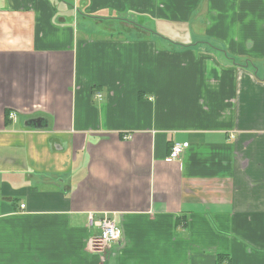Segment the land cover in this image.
<instances>
[{
    "label": "crops",
    "instance_id": "1",
    "mask_svg": "<svg viewBox=\"0 0 264 264\" xmlns=\"http://www.w3.org/2000/svg\"><path fill=\"white\" fill-rule=\"evenodd\" d=\"M0 264H264V0H0Z\"/></svg>",
    "mask_w": 264,
    "mask_h": 264
},
{
    "label": "rangeland",
    "instance_id": "2",
    "mask_svg": "<svg viewBox=\"0 0 264 264\" xmlns=\"http://www.w3.org/2000/svg\"><path fill=\"white\" fill-rule=\"evenodd\" d=\"M85 16H87V14H85ZM113 16L114 18L118 17L116 14H114ZM122 18H124L125 20L106 19V21L103 23H98L96 22L97 20L81 19L79 22V26L84 28L91 27L92 31H95L97 30V28H100V26H103L105 28L113 30V32H117L119 30L125 33H127L125 30H129L131 26L135 28L134 30L140 29L142 31L145 29L153 30L156 27L158 31L157 33L155 31V34L151 38L157 41V44L159 45H161V43L164 45H168L169 43V44H173L174 46L176 45L178 46L179 42L182 44H186V42H190V37L187 35V30L189 28H193L191 23L190 25L180 22L170 23L169 21H163L152 18L149 15H140L134 11L131 13V15L129 14L122 15ZM31 171L36 172L33 169H31ZM96 244L103 245L102 243H96Z\"/></svg>",
    "mask_w": 264,
    "mask_h": 264
},
{
    "label": "built area",
    "instance_id": "3",
    "mask_svg": "<svg viewBox=\"0 0 264 264\" xmlns=\"http://www.w3.org/2000/svg\"><path fill=\"white\" fill-rule=\"evenodd\" d=\"M101 96L102 95L98 93V97L101 98ZM10 116L12 118H16V114L14 113H11ZM188 146V142L174 143L169 153V160L180 158ZM21 207L24 208L25 205L22 204ZM89 224L91 226L95 225L99 228L98 236L94 237L93 239L94 243L111 244L119 243L121 241L123 229L115 217H109L108 215H105L103 217L95 218V216L90 215Z\"/></svg>",
    "mask_w": 264,
    "mask_h": 264
},
{
    "label": "water",
    "instance_id": "4",
    "mask_svg": "<svg viewBox=\"0 0 264 264\" xmlns=\"http://www.w3.org/2000/svg\"><path fill=\"white\" fill-rule=\"evenodd\" d=\"M28 123L34 127H37V128H43L44 127L43 122H42V118H40V117L34 118V119L30 120Z\"/></svg>",
    "mask_w": 264,
    "mask_h": 264
},
{
    "label": "trees",
    "instance_id": "5",
    "mask_svg": "<svg viewBox=\"0 0 264 264\" xmlns=\"http://www.w3.org/2000/svg\"><path fill=\"white\" fill-rule=\"evenodd\" d=\"M118 17H115V19H119V20H124L121 16V14H116ZM214 52H218V51H214Z\"/></svg>",
    "mask_w": 264,
    "mask_h": 264
}]
</instances>
